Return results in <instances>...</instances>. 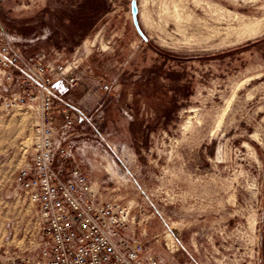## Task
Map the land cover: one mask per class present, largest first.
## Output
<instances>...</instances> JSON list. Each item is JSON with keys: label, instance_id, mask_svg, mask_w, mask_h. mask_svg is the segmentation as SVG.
Here are the masks:
<instances>
[{"label": "rangeland", "instance_id": "374dc122", "mask_svg": "<svg viewBox=\"0 0 264 264\" xmlns=\"http://www.w3.org/2000/svg\"><path fill=\"white\" fill-rule=\"evenodd\" d=\"M80 37L87 0H0V33L25 53L77 65L83 161L94 184L131 205L132 231L164 264H264V0H130ZM208 3L211 5L209 6ZM213 5L238 13L218 19ZM259 20L255 33H244ZM107 83L110 90L99 88ZM77 94V95H80ZM76 95V96H77ZM96 120V119H95ZM31 115L0 98V254L37 242L33 209L15 189Z\"/></svg>", "mask_w": 264, "mask_h": 264}, {"label": "built area", "instance_id": "2783aa9c", "mask_svg": "<svg viewBox=\"0 0 264 264\" xmlns=\"http://www.w3.org/2000/svg\"><path fill=\"white\" fill-rule=\"evenodd\" d=\"M76 68L43 50L25 54L0 33V98L6 109L24 106L31 115L15 189L33 209L38 238L22 254H0V264H164L132 231L131 205L94 184L70 146L75 121L96 127L103 116L55 104L58 88L79 79ZM99 88L111 86L101 81Z\"/></svg>", "mask_w": 264, "mask_h": 264}, {"label": "crops", "instance_id": "0c3cea01", "mask_svg": "<svg viewBox=\"0 0 264 264\" xmlns=\"http://www.w3.org/2000/svg\"><path fill=\"white\" fill-rule=\"evenodd\" d=\"M80 87H82V86L77 84V82H76L75 86L72 88V90L66 89L65 91H63V93L66 94L67 96L69 95V97L76 98L77 101L81 105L87 106L91 102L92 94H90L89 91H86V92L80 94V92L82 91L80 89ZM77 94H80V95H77ZM57 106H59V104ZM81 128H82V125H80L79 122L75 121L73 126L71 127V131L73 134L70 138L69 143H70V146L75 150L76 154L82 158L81 161H83V159L85 157L84 155H85L86 150H87V148H86L87 145H86L85 141H83V139L79 138V133H80L79 129H81Z\"/></svg>", "mask_w": 264, "mask_h": 264}, {"label": "bare ground", "instance_id": "6f19581e", "mask_svg": "<svg viewBox=\"0 0 264 264\" xmlns=\"http://www.w3.org/2000/svg\"><path fill=\"white\" fill-rule=\"evenodd\" d=\"M209 6H211L208 3ZM213 12L214 14H216L218 19H227V17H236L238 18V13L233 12L228 10L227 8H223L219 5H213ZM183 5L182 3H179L178 1L176 2L175 0L171 1V9L169 10V13L171 14V16H173L176 20H180L182 18H184L186 15L184 14V10H183ZM260 21L259 20H253V21H249L246 26L245 29L243 30L244 33L247 34H251V33H255L256 31H258V29L260 28Z\"/></svg>", "mask_w": 264, "mask_h": 264}, {"label": "trees", "instance_id": "16d2710c", "mask_svg": "<svg viewBox=\"0 0 264 264\" xmlns=\"http://www.w3.org/2000/svg\"><path fill=\"white\" fill-rule=\"evenodd\" d=\"M90 3L89 13L82 16L85 21L84 30L80 33V37L84 36L88 29H90L93 24L99 19L102 12L106 11V3L104 0H87Z\"/></svg>", "mask_w": 264, "mask_h": 264}, {"label": "water", "instance_id": "95a60500", "mask_svg": "<svg viewBox=\"0 0 264 264\" xmlns=\"http://www.w3.org/2000/svg\"><path fill=\"white\" fill-rule=\"evenodd\" d=\"M130 11H131L132 22H133V25L136 31L144 40H146L147 37L144 31L142 30L139 19H138V5H137L136 0H130Z\"/></svg>", "mask_w": 264, "mask_h": 264}]
</instances>
